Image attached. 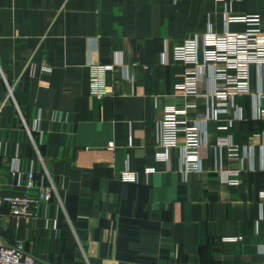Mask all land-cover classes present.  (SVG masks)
Masks as SVG:
<instances>
[{
  "label": "crops",
  "instance_id": "0c3cea01",
  "mask_svg": "<svg viewBox=\"0 0 264 264\" xmlns=\"http://www.w3.org/2000/svg\"><path fill=\"white\" fill-rule=\"evenodd\" d=\"M226 1L233 14L264 19V0ZM207 27L246 25L226 24L218 0H0V193L20 190L13 164L48 174L55 188L31 217L1 208L4 243L22 241L40 264H264V115L255 116L264 76L255 64L248 92L234 98L242 118L228 107L207 122L201 171L179 173L175 149L167 162L155 158L164 107L188 108V120L203 107L174 88L189 66L171 51ZM114 55L128 77L114 66L97 98L89 64ZM198 86L210 88L207 73ZM227 134L237 158L215 147ZM217 157L237 184L214 171ZM126 167L136 182L120 180Z\"/></svg>",
  "mask_w": 264,
  "mask_h": 264
},
{
  "label": "built area",
  "instance_id": "2783aa9c",
  "mask_svg": "<svg viewBox=\"0 0 264 264\" xmlns=\"http://www.w3.org/2000/svg\"><path fill=\"white\" fill-rule=\"evenodd\" d=\"M218 1L223 3L226 24L243 22L246 27L235 31L226 28L222 32L207 27L199 34L185 37L179 46L172 49V60L189 66L184 71L182 80L174 83V88L184 95L203 99V107L188 120V108L167 105L164 107L162 117L155 122L156 160L167 162L170 151L175 149L178 154L177 170L183 175L201 171L203 160L201 151L202 148L209 146L206 127L208 121H218L220 114L228 107H234V118H242L240 108L234 105V98L238 94L248 92L250 65L255 64L264 76V19L259 13L233 14L228 11L226 0ZM116 65L123 68L124 76L127 78V66L115 55L111 63L89 64L88 85L91 95L101 98L108 93L106 73ZM204 73L209 75L211 86L205 91H200L198 84ZM260 96H264L263 91L257 93V97ZM261 115H264V107L258 108L255 116ZM230 124L231 120H227V124L219 128L226 129ZM26 129L32 140L30 130ZM244 146L245 153L247 145ZM215 147L229 149L230 158L238 156L239 147L233 143L229 134L217 136ZM221 159L216 158L215 172L223 169ZM153 171L152 167L144 169L146 175ZM225 173L222 180L228 184L238 183V178L232 177L231 172ZM9 174L15 179V184L20 190L11 194L0 193V213L5 205L9 214L14 217H31L37 207L51 201L55 188L48 174L37 179L32 167L23 172L14 164L10 166ZM1 177L0 174V179ZM120 180L136 182L137 173L126 167L120 173ZM0 264L40 263L33 255L26 253L22 241L6 244L0 239Z\"/></svg>",
  "mask_w": 264,
  "mask_h": 264
}]
</instances>
